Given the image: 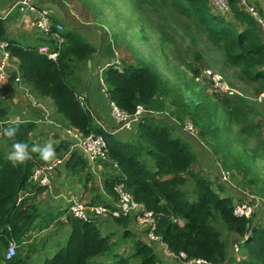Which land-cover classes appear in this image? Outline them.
Masks as SVG:
<instances>
[{
	"label": "trees",
	"instance_id": "obj_1",
	"mask_svg": "<svg viewBox=\"0 0 264 264\" xmlns=\"http://www.w3.org/2000/svg\"><path fill=\"white\" fill-rule=\"evenodd\" d=\"M57 1L58 5H63L62 0ZM230 5V12L221 14L215 11L211 0H171L172 7L191 16L194 25L202 29L208 39L224 51L225 64L239 68V80H245L247 84L258 83L260 89L264 90V30L239 0H230ZM253 5L263 16V10ZM67 17L69 23L64 18L61 19L60 15L54 17L56 23L63 25L62 44L52 35H45L46 38H42L40 44L24 46L21 42L7 37L5 21L1 17L0 42H8V51L18 58L24 83L41 97L50 98L57 113L68 126L84 135L102 134L105 137L109 157L118 164L119 170H114V173L107 174L104 178L103 189L109 199H94L89 204L103 203L114 208V201L117 202L115 186L119 182H125L134 199L155 214V232L171 251L185 252L189 257L202 258L212 264H264V212L259 217L255 214L249 218L235 215V205L247 200L245 193H236L226 188V183L213 176V173L195 171L193 167L198 161V155L192 145L173 135L174 128L176 132H182L176 117L182 121L189 116L183 122L193 123L197 137L200 135L203 139H217L221 136V131L229 132L230 123L235 118L240 117L243 123L248 120L246 112L242 111L238 116L234 114L233 108L227 107H232L233 100L241 99V102H246L247 108V100L237 93L229 95L218 90L211 80L203 76L204 82L212 88L213 94L218 96L217 100L226 109L220 111L214 100L209 99L210 101L203 103L190 98V101L178 104L181 107H178L179 112L173 102L174 107L169 116H156L163 108V97L170 94L169 84L153 64H145L143 56L141 58L133 54L132 58L126 52V56L121 60L118 58V62L108 65L102 72L107 95L110 102L130 113L139 104L152 113H146L134 125L135 139H116L95 121L91 109L82 103L77 74L80 65L93 57L97 47L81 36V31L76 29L78 24L75 18L70 15ZM44 43L49 45L51 51L59 52L56 60L39 51ZM112 50L115 51L114 48ZM121 51L123 53V49ZM201 74V69L194 70L195 76ZM206 99L202 97V100ZM262 101L264 105V97ZM226 112L230 116L228 122L224 117ZM8 119L9 109L0 100V264H26L27 258L18 253V245L35 228L41 211L39 206L29 204L21 194L34 190L42 193L47 188L32 183L30 177L36 167L52 159L45 160L38 152L31 151L33 146L44 148L34 139L36 122L6 123ZM9 127L17 128L12 138L4 134V130ZM238 133L252 135V126L245 125ZM56 137L57 135L53 136ZM14 142L27 144L26 151L30 154V158L15 165L8 159ZM215 143L217 146L221 145L219 141ZM71 147L70 140L55 142V156L66 158L65 154ZM214 150L219 152L216 148ZM220 150L223 153L221 146ZM250 150L245 157L250 163L236 162L237 165L229 168L233 169L230 179L233 176L237 179L242 174L240 183L249 181L252 185L254 179L248 178L251 168L247 165L253 166L258 157L264 158V139L260 140L255 149ZM222 155L224 163V159L230 155ZM88 161L83 152L73 149L64 164L68 172L78 176L88 167ZM188 182L193 185L191 189L187 187ZM249 188L254 191L251 186ZM67 215L70 225L67 243L52 257L45 259L43 264H96L97 257L111 252V237L102 230L103 218L81 220L68 213V208ZM110 221L123 228L125 239L132 244V253L115 255L113 264H178L162 257L159 248L148 242L131 216L112 217ZM217 221L223 223L226 235L214 224ZM231 231H236L239 235L234 238V244H238L240 250L238 253L234 252L225 263L229 254ZM243 236H246L245 240L241 238ZM11 243L16 244L17 252L14 257L7 259L6 250Z\"/></svg>",
	"mask_w": 264,
	"mask_h": 264
},
{
	"label": "rangeland",
	"instance_id": "obj_2",
	"mask_svg": "<svg viewBox=\"0 0 264 264\" xmlns=\"http://www.w3.org/2000/svg\"><path fill=\"white\" fill-rule=\"evenodd\" d=\"M53 1L62 9L59 11L58 7L53 6L54 4L50 5L56 13L61 15V19L64 15L75 18L78 24L76 29L81 31L83 38L98 48L117 50L118 52L114 55L117 62L126 56L124 53L127 52L128 56L132 58L134 55H139L141 58L143 56L145 64L155 66V69L168 82L170 89V94L163 97V108L158 111V116L163 118L169 116L174 106L179 112L181 107L178 104L186 103L190 101V98L203 103L209 99L214 100L218 103L220 111L226 109L223 103L217 100L218 96L213 94L212 88L204 82L203 75H194L196 69L202 71L210 69L220 74L227 84L242 94L241 96L248 102L247 108L246 102H241V99L233 100L232 107L229 105L227 107L233 108L234 114L238 116L241 115L240 112H246L248 120H244L243 123L240 117L239 119L235 118L230 123L229 132L221 131L219 138L203 139V137L200 138V135L197 137V133L195 135L186 133L183 121L187 120L189 116L184 117L182 121L176 117V122L182 132H176L174 128L173 135L183 138L192 145L198 155V161L193 167L195 171L213 173L212 175L217 176L221 181V171H227L226 188L236 193L243 192L248 199L258 202L259 208L262 210L255 216H260L264 212V158L258 157L255 165H247L251 168V172L247 176L249 179H254L252 185L249 181L244 184L240 183L243 178L242 174L238 175L237 179L234 176L230 179V172L233 173V169L229 170V168L237 165L238 161H240L239 163L241 161L250 163L248 158H245L246 153L251 152L250 149H255L260 140L264 139V105L262 101L264 90L260 89L261 86L258 83L247 84L248 82L245 80H239V68L225 64L224 51L214 45L202 29L194 25L191 16L172 7L171 0H62L63 5H58L57 0ZM250 1L264 12V0ZM121 49H123V53ZM200 96L207 99L202 100ZM228 116L226 112L224 117L227 122L230 118ZM217 124L219 126L218 122ZM245 125L252 126V135L247 133L239 135L238 131ZM198 129L200 131L199 127ZM215 141H219L221 145L217 146ZM220 146L223 153L230 155L224 159V163ZM214 148L219 152H216ZM257 152L259 153L261 150ZM187 187L191 189L192 183L188 182ZM214 224L224 235L227 234L222 222L217 221ZM62 233V238L49 239V247L46 248L44 256L43 254L42 257L32 256V260H29L28 264H42L44 259L51 255L52 247L70 235L67 230H63Z\"/></svg>",
	"mask_w": 264,
	"mask_h": 264
},
{
	"label": "crops",
	"instance_id": "obj_3",
	"mask_svg": "<svg viewBox=\"0 0 264 264\" xmlns=\"http://www.w3.org/2000/svg\"><path fill=\"white\" fill-rule=\"evenodd\" d=\"M38 3L42 7H51L50 5L53 4L56 8L58 7L53 0H39ZM58 9L59 11L62 10L60 7ZM56 15L59 16L58 13ZM0 17L5 21L7 37L21 42L24 46L38 45L42 38H46L45 34L30 20V16L29 19H25L26 15L23 16L20 12L16 5V0H0ZM63 18L66 20L68 17L64 15ZM96 36L98 39V32ZM96 47V53L91 59L80 65L77 74L76 80L80 98L91 109L95 121L108 130L112 136L119 140H133L136 136V130L134 128L132 130L120 128L111 115V102L102 76L105 67L117 62L116 58H114L117 51L113 52L112 48ZM18 65V58H12L9 66L7 88L0 90V100L9 109L10 119L7 121L33 122L35 118L41 116V108H35L30 104L29 97L25 94L26 89L46 107L52 120L51 124L36 122L37 130L34 133L36 142L44 147L46 144L51 143L54 148L55 142L70 140L73 146V140L68 135V129L72 127L68 126L62 116L57 113L54 102L50 98L38 95L24 81L23 84L15 82V78L21 76ZM155 115L158 116V113ZM54 135H57V137L53 138ZM72 150L73 148L71 147V150L65 154V159L69 157ZM54 158H56L55 155L51 159L53 160ZM88 164V167L78 176L68 172L64 164L54 172L50 186L45 188L42 193H36L34 190L21 194V197L27 199L29 204L39 206L41 211V216L36 221L35 228L29 231L28 237L25 238L21 245H18V253L24 254L27 258L26 264H28L29 260H32V256L42 257V254L44 256L46 248L49 247V239L62 238L63 230L70 232L67 208L73 200L79 199L86 203H91L94 199H109L103 189V182L107 174L114 173V168L111 164L105 162L94 164L88 161ZM115 203L116 200L114 201ZM102 218L104 220L102 221V230L105 235L111 237L112 250L106 256L97 257L95 263L113 264L115 255H129L132 253V244L131 241L125 239L123 228L110 221V218ZM138 233L140 232L138 231ZM68 238L65 237L64 240L61 239L60 243H56L52 247L53 249L51 248L52 251L49 257H52L59 249L65 246ZM171 262L176 263L175 261Z\"/></svg>",
	"mask_w": 264,
	"mask_h": 264
},
{
	"label": "built area",
	"instance_id": "obj_4",
	"mask_svg": "<svg viewBox=\"0 0 264 264\" xmlns=\"http://www.w3.org/2000/svg\"><path fill=\"white\" fill-rule=\"evenodd\" d=\"M39 0H16L20 12L26 15L25 19H29L37 26V28L45 35H52L54 39L62 44L64 41L61 31L63 30L62 23H56L54 17L57 16L56 12L51 7H42L38 3ZM240 4L245 7L256 19L259 26L264 30V18L257 10V8L251 3L250 0H239ZM213 8L221 13L227 14L230 12V0H211ZM8 42H0V90H5L9 82V66L14 56L7 49ZM39 51L46 54L50 59L56 60L59 56L58 51H51L48 44L44 43L39 47ZM202 75L212 81L213 86L218 90L225 92L229 95L237 93L242 95L236 88L227 84L223 76L210 69H204ZM17 84H23V78L17 76L15 78ZM26 96L29 97L30 104L35 108H41L42 113L39 118H35L34 121L38 123L51 124L52 120L50 112L45 106L39 102L28 90L25 89ZM261 99V98H260ZM82 100V99H81ZM83 103V101H82ZM84 104V103H83ZM111 115L120 128L132 130L134 125L145 115L148 111L143 105H137L135 111L130 113L117 104L111 102ZM152 113V112H151ZM15 121V120H14ZM10 121H6L8 123ZM16 122V121H15ZM1 130V128H0ZM184 130L190 135H195L196 128L192 122L188 121L184 125ZM68 135L73 140V149H77L83 152L92 163H104L108 162L114 168L119 170V166L116 162H113L109 157L108 144L105 137L102 134H89L84 135L81 131L76 129H68ZM65 163V158L56 157L52 161L44 163L36 167L30 177L32 183L40 187H49L51 184L52 175L54 172ZM221 171V170H220ZM222 182L226 183L228 179V173L225 170L221 171ZM115 193L117 196V202L114 208L108 207L103 203L89 204L82 200H73L68 206V213L81 220H88L92 217H121L131 216L134 219V224L139 228L140 232L144 234L151 244L156 245L155 248H159V253L162 257L169 261H175L178 264H212L202 258L189 257L187 253L180 252L175 253L171 251L168 245L162 240L160 235L155 232L156 229V216L152 211L147 210L144 205L137 202L130 191H128L125 182H119L115 186ZM259 203L248 199L235 205L234 213L240 217H252L257 212L262 210L259 208ZM259 217V216H258ZM240 247L238 244H234V252L238 253ZM16 244L11 243L6 250V258L11 259L16 255Z\"/></svg>",
	"mask_w": 264,
	"mask_h": 264
},
{
	"label": "clouds",
	"instance_id": "obj_5",
	"mask_svg": "<svg viewBox=\"0 0 264 264\" xmlns=\"http://www.w3.org/2000/svg\"><path fill=\"white\" fill-rule=\"evenodd\" d=\"M17 131L16 127H9L4 130V134L9 138L15 136ZM28 145L21 142H14L12 145V151L8 155V159L15 165L18 162H23L24 160L30 158L29 152L26 151ZM32 152H38L41 157L45 160L51 159L55 155L54 148L51 143L46 144L43 149L33 146L31 149Z\"/></svg>",
	"mask_w": 264,
	"mask_h": 264
},
{
	"label": "water",
	"instance_id": "obj_6",
	"mask_svg": "<svg viewBox=\"0 0 264 264\" xmlns=\"http://www.w3.org/2000/svg\"><path fill=\"white\" fill-rule=\"evenodd\" d=\"M66 21L69 23V19L68 18L66 19ZM236 236H239L238 233L236 231H231V233L229 235V254H228V258H227L225 263H227L231 259L232 255L234 253V238ZM241 238L243 240H245L246 236H243Z\"/></svg>",
	"mask_w": 264,
	"mask_h": 264
}]
</instances>
